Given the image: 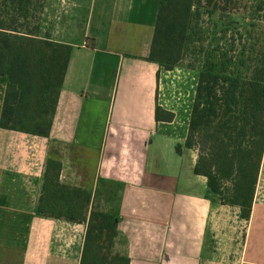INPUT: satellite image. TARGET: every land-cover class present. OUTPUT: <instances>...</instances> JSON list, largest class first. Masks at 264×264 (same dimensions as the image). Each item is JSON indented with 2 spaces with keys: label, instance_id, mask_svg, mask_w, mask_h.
Returning <instances> with one entry per match:
<instances>
[{
  "label": "crops",
  "instance_id": "crops-1",
  "mask_svg": "<svg viewBox=\"0 0 264 264\" xmlns=\"http://www.w3.org/2000/svg\"><path fill=\"white\" fill-rule=\"evenodd\" d=\"M86 2L78 42L44 31L71 47L49 135L0 128V264L80 263L86 221L36 212L49 160L60 185L90 193L86 220L95 204L116 218L110 252L129 264H264V154L241 219L193 171L190 110L180 117L162 102L177 67L147 60L160 0ZM5 87L0 76V112ZM157 106L170 122L155 119Z\"/></svg>",
  "mask_w": 264,
  "mask_h": 264
},
{
  "label": "trees",
  "instance_id": "trees-1",
  "mask_svg": "<svg viewBox=\"0 0 264 264\" xmlns=\"http://www.w3.org/2000/svg\"><path fill=\"white\" fill-rule=\"evenodd\" d=\"M193 1L160 0L147 60L165 71L181 58ZM37 6L36 0H0V76L6 78L0 128L47 137L71 47L38 35V25H31ZM244 51L223 56L219 66L207 61L198 73L185 147L196 151L193 171L206 178L214 200L247 220L264 154V47L250 45L241 60ZM172 118L155 108L157 121ZM60 169V163L47 162L37 214L86 221L79 264H129L110 252L116 218L93 208L86 220L90 193L60 185Z\"/></svg>",
  "mask_w": 264,
  "mask_h": 264
},
{
  "label": "rangeland",
  "instance_id": "rangeland-1",
  "mask_svg": "<svg viewBox=\"0 0 264 264\" xmlns=\"http://www.w3.org/2000/svg\"><path fill=\"white\" fill-rule=\"evenodd\" d=\"M36 1L38 6L33 11L31 25H38L42 37L45 29L51 25L59 39L79 41L87 0ZM193 2L189 35L176 66L177 73L164 78L162 83V102L180 114V117H185L187 110H190L198 73L203 70L207 61L219 66L223 56L228 57L232 51L234 55L240 54L245 47L243 58H239L244 60L249 55L250 45L255 50L264 47V10H258L263 0ZM236 63L240 67V63ZM263 182L264 175L261 178V183ZM261 203L264 204V201ZM95 205L93 207L97 209L98 205Z\"/></svg>",
  "mask_w": 264,
  "mask_h": 264
}]
</instances>
